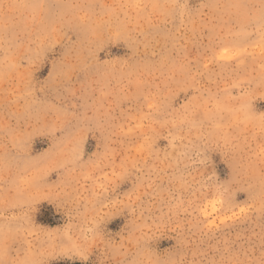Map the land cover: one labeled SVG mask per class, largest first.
<instances>
[{
	"label": "rangeland",
	"instance_id": "rangeland-1",
	"mask_svg": "<svg viewBox=\"0 0 264 264\" xmlns=\"http://www.w3.org/2000/svg\"><path fill=\"white\" fill-rule=\"evenodd\" d=\"M0 264H264V0H0Z\"/></svg>",
	"mask_w": 264,
	"mask_h": 264
}]
</instances>
